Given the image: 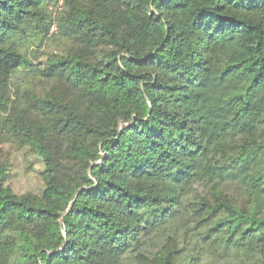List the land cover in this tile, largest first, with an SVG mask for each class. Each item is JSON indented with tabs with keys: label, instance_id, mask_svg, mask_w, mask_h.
<instances>
[{
	"label": "trees",
	"instance_id": "1",
	"mask_svg": "<svg viewBox=\"0 0 264 264\" xmlns=\"http://www.w3.org/2000/svg\"><path fill=\"white\" fill-rule=\"evenodd\" d=\"M56 1L0 0V264H264V0Z\"/></svg>",
	"mask_w": 264,
	"mask_h": 264
},
{
	"label": "rangeland",
	"instance_id": "2",
	"mask_svg": "<svg viewBox=\"0 0 264 264\" xmlns=\"http://www.w3.org/2000/svg\"><path fill=\"white\" fill-rule=\"evenodd\" d=\"M62 0L50 3V10L55 14L60 9ZM52 32L55 27H52ZM66 50L63 43L55 41L49 43L46 52H59ZM7 159L11 162L8 185L18 194L36 193L38 194L43 188L41 171L42 163L37 155L29 153L28 150L19 149L17 146L3 142L0 139V160Z\"/></svg>",
	"mask_w": 264,
	"mask_h": 264
}]
</instances>
